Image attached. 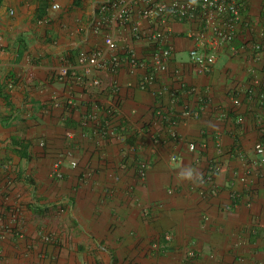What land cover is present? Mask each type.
I'll list each match as a JSON object with an SVG mask.
<instances>
[{
	"label": "crops",
	"instance_id": "1",
	"mask_svg": "<svg viewBox=\"0 0 264 264\" xmlns=\"http://www.w3.org/2000/svg\"><path fill=\"white\" fill-rule=\"evenodd\" d=\"M103 1L0 9V264H264L261 0L208 74L190 59L193 26L172 21L158 42L112 29L123 60L172 48L146 88L150 69L127 63L94 72L99 86L61 80L63 62L107 47Z\"/></svg>",
	"mask_w": 264,
	"mask_h": 264
},
{
	"label": "built area",
	"instance_id": "2",
	"mask_svg": "<svg viewBox=\"0 0 264 264\" xmlns=\"http://www.w3.org/2000/svg\"><path fill=\"white\" fill-rule=\"evenodd\" d=\"M52 7L57 10L61 5L54 3ZM261 7V17L264 20V0H261ZM251 8V0H104L99 5L98 13L107 30L105 39L107 47L80 51L77 62L73 64L66 60L59 66L57 74L61 80H72L80 84L88 81L99 86L101 80L91 77L94 72L106 70L115 75L127 63L132 69L140 67L150 69L151 73L139 82L141 88H146L153 81L156 73L165 68L167 61L172 57V48L160 46L148 61L139 59L134 49L130 47L127 50L128 57L123 60L119 53L115 31L112 29L131 24L134 39H151L158 42L162 41L165 27H169L172 21L187 22L193 26L190 37L194 46L189 52L190 59L199 73L208 74L216 67L221 51L236 40L238 26L246 29L255 26L257 19L251 13ZM49 19L50 15H47L40 20V23H45ZM143 20L156 29L152 30L151 27L145 29ZM254 47L264 49V43L257 42ZM262 95L264 97V94ZM262 113L264 115V107ZM260 125L262 137L256 142L255 150L260 164L264 165V117ZM195 147V143L190 145L191 149ZM59 164L60 162L56 167H59ZM73 164L75 165L76 162ZM58 174L62 176L61 172ZM207 178L213 180L210 175ZM20 235L22 236V231ZM43 239L46 242L57 241L55 235L50 232H45ZM196 256L195 249L188 251L190 262H193Z\"/></svg>",
	"mask_w": 264,
	"mask_h": 264
},
{
	"label": "trees",
	"instance_id": "3",
	"mask_svg": "<svg viewBox=\"0 0 264 264\" xmlns=\"http://www.w3.org/2000/svg\"><path fill=\"white\" fill-rule=\"evenodd\" d=\"M4 1H5V0H0V9H1V7H2ZM0 94H1V93H0ZM9 95H10V94H9L8 92H5V93H4V98L6 99L7 103H9ZM262 117H264L263 114H262ZM14 142H15V143H18L19 146L23 145V143H21L20 141H14ZM21 147L24 148V146H21ZM24 155H25L26 157L29 158V155H28L27 153H24Z\"/></svg>",
	"mask_w": 264,
	"mask_h": 264
}]
</instances>
